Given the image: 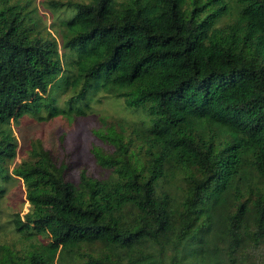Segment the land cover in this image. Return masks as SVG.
<instances>
[{
	"label": "trees",
	"instance_id": "1",
	"mask_svg": "<svg viewBox=\"0 0 264 264\" xmlns=\"http://www.w3.org/2000/svg\"><path fill=\"white\" fill-rule=\"evenodd\" d=\"M51 6L74 10L60 45L31 35L24 5L0 6V197L17 178L28 202L0 264H264V0ZM103 97L136 116L100 134L105 176L66 179L39 141L9 168L12 122Z\"/></svg>",
	"mask_w": 264,
	"mask_h": 264
},
{
	"label": "rangeland",
	"instance_id": "2",
	"mask_svg": "<svg viewBox=\"0 0 264 264\" xmlns=\"http://www.w3.org/2000/svg\"><path fill=\"white\" fill-rule=\"evenodd\" d=\"M51 1L76 0H0V6L6 3L24 5L25 9L20 15L24 24L32 26L31 35L39 34L52 38L60 45L58 30L63 28V20L74 10L64 6L54 8ZM69 95L70 91L64 90L53 93V103L58 110L65 109V101ZM135 120V114L131 110L128 111L123 102L108 97L100 98V102L90 103V109H86V115L82 116L68 117L60 113L49 120H37L31 115H26L18 123H11L17 147L16 156L10 162L9 168L28 158L31 143L39 141L56 162L65 163L66 179L77 182L81 171L91 176L103 177L107 171L97 165L92 156L93 150L109 152L112 146L100 134L106 133L110 125L118 129V121L132 123ZM27 208L26 192L21 179H11L5 184L4 195L0 197V246H21L8 220L13 212L22 213Z\"/></svg>",
	"mask_w": 264,
	"mask_h": 264
}]
</instances>
